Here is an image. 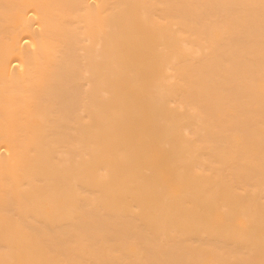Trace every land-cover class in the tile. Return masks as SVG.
<instances>
[{"label": "bare ground", "instance_id": "obj_1", "mask_svg": "<svg viewBox=\"0 0 264 264\" xmlns=\"http://www.w3.org/2000/svg\"><path fill=\"white\" fill-rule=\"evenodd\" d=\"M0 264H264V0H0Z\"/></svg>", "mask_w": 264, "mask_h": 264}]
</instances>
